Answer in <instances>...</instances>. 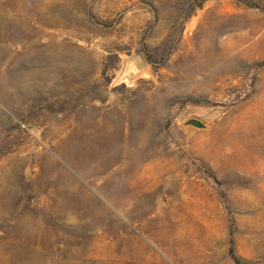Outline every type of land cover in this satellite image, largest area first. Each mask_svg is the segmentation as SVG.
I'll list each match as a JSON object with an SVG mask.
<instances>
[{
	"label": "rangeland",
	"instance_id": "374dc122",
	"mask_svg": "<svg viewBox=\"0 0 264 264\" xmlns=\"http://www.w3.org/2000/svg\"><path fill=\"white\" fill-rule=\"evenodd\" d=\"M199 5L0 0V264H264V0Z\"/></svg>",
	"mask_w": 264,
	"mask_h": 264
},
{
	"label": "trees",
	"instance_id": "16d2710c",
	"mask_svg": "<svg viewBox=\"0 0 264 264\" xmlns=\"http://www.w3.org/2000/svg\"><path fill=\"white\" fill-rule=\"evenodd\" d=\"M207 1H209V0H200V5L199 6H202ZM240 1H244V0H240ZM249 5L252 6L253 4H249ZM106 69L107 68L105 66V71H106ZM229 253H230V256L233 259V261H234L235 264H242L241 258L238 257L237 254H236V250H235V247H234V241H232V246H231V249H230V252Z\"/></svg>",
	"mask_w": 264,
	"mask_h": 264
},
{
	"label": "water",
	"instance_id": "95a60500",
	"mask_svg": "<svg viewBox=\"0 0 264 264\" xmlns=\"http://www.w3.org/2000/svg\"><path fill=\"white\" fill-rule=\"evenodd\" d=\"M186 127H194L197 129H204L206 126L199 120L190 119L185 123Z\"/></svg>",
	"mask_w": 264,
	"mask_h": 264
}]
</instances>
